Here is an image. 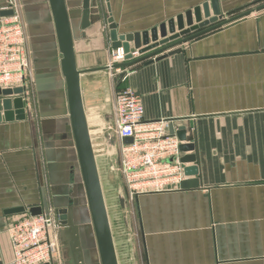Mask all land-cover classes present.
I'll use <instances>...</instances> for the list:
<instances>
[{
    "label": "crops",
    "instance_id": "1",
    "mask_svg": "<svg viewBox=\"0 0 264 264\" xmlns=\"http://www.w3.org/2000/svg\"><path fill=\"white\" fill-rule=\"evenodd\" d=\"M6 1L0 0V9ZM211 1L109 0L119 35H151L162 25L172 35L171 21L179 33L178 19L186 22L189 11L211 6ZM219 4L226 23L125 67V81V73L113 77L109 71L83 77L88 104L103 103L105 76L112 102L119 87L141 94L145 120L171 121V132L182 138L183 156L194 159L187 165L199 167L198 187L146 193L134 200L133 217L124 228L131 234L132 264H264V0ZM99 9L101 29L78 45L80 68L106 65L114 49L106 0H99ZM55 87L41 89L37 118H30L24 107V119L0 122L3 264L11 261L6 233L11 223L32 209L43 210L48 203L55 208L72 198L74 172L68 163L73 146L60 145L54 134L55 127L59 131L70 125L67 115L51 114L62 99ZM43 112L50 114L43 117ZM71 138L70 129L65 140Z\"/></svg>",
    "mask_w": 264,
    "mask_h": 264
},
{
    "label": "water",
    "instance_id": "2",
    "mask_svg": "<svg viewBox=\"0 0 264 264\" xmlns=\"http://www.w3.org/2000/svg\"><path fill=\"white\" fill-rule=\"evenodd\" d=\"M45 1L55 35L58 69L64 83L66 104L64 114L67 115L69 121L71 142L85 196L82 203H76L75 199L70 198L62 205L55 206L61 241L64 244V249H67L65 256L68 264H88V258H92L94 261V253L97 264H132L134 255L131 253L133 250L130 245L131 234L124 232V237L120 234L118 236L113 226L117 219L111 210L113 206L121 209V215L123 211L130 210L131 203L122 185L116 186L109 177L110 173H114L115 177H118L115 167L109 162V158L118 153V142L116 135L109 130V127L113 125V110L108 78L104 77L103 103L93 105L87 103L83 77L88 73L128 67L131 64L144 61L177 44L217 28L227 21H223L219 0H212L211 6L206 3L202 7H196L194 11H189L186 14V22L184 17H180L177 24L179 33H175L176 25L174 21H171L170 33L172 35H168L165 25H162L160 29H153L151 35L149 32L119 35L117 24L112 16L110 2L106 0L107 9L111 14L106 22L109 24L112 46L114 49L123 47L129 61L115 64L112 67L106 64L99 67L80 68L77 53L78 42L83 44L92 37L94 31L101 29L103 25L98 0H79L78 5L73 8L70 7L68 0ZM71 9L79 14L77 29L80 35L78 36L75 32L74 22L76 21L71 15ZM250 13L251 11L239 16ZM8 14H11V11L0 10V15ZM160 37L162 39H159ZM150 40L154 43L150 44ZM132 42L134 45H130ZM131 46L140 54L138 57L133 58ZM23 92L24 89L21 87L0 90V96H2L0 97V122L25 118ZM180 139L182 140V138ZM181 148L183 150V144ZM182 160L186 163L194 162L193 157H183ZM198 173V166H185V175L189 178L181 182L180 188L198 187L200 185V180L196 178ZM192 176L195 178L190 179ZM137 198L138 196L135 197V201ZM83 209H86L89 214V223H86L88 224L86 226L92 232L94 250L86 247L83 237L85 227L78 223V212ZM41 211V209L31 210L32 214H38Z\"/></svg>",
    "mask_w": 264,
    "mask_h": 264
},
{
    "label": "built area",
    "instance_id": "3",
    "mask_svg": "<svg viewBox=\"0 0 264 264\" xmlns=\"http://www.w3.org/2000/svg\"><path fill=\"white\" fill-rule=\"evenodd\" d=\"M0 10L11 14L0 15V90L23 88L28 101V79L32 75L31 55L27 46V31L22 14L14 0ZM133 58L140 54L131 51ZM112 54V56H111ZM108 65L126 63L123 47L113 49ZM129 75L127 68H110L113 76ZM115 74V75H116ZM2 97V96H0ZM113 125L109 127L121 141L117 171L123 176L128 199L146 193L180 189L187 177L183 142L169 120H145V106L141 94L131 87L115 89L112 102ZM55 208L47 207L38 214L25 213L6 230L10 264H56L60 255V225ZM60 259V258H59Z\"/></svg>",
    "mask_w": 264,
    "mask_h": 264
},
{
    "label": "rangeland",
    "instance_id": "4",
    "mask_svg": "<svg viewBox=\"0 0 264 264\" xmlns=\"http://www.w3.org/2000/svg\"><path fill=\"white\" fill-rule=\"evenodd\" d=\"M14 2L16 3L18 9L21 12L22 17H23V21H24L25 26H26L27 37H28L27 46H28V49H29L30 55H31V65L33 64V60L35 59L34 68H33L34 64L31 67L32 75L28 79V92H29L28 95L29 96H28V101L25 102V108L28 112L31 113L32 116L30 118H32V117L37 118V111H36L37 110V104H38L39 99H42V90L44 89V87L48 88V87H55L58 85V87H60V90H59L60 94L62 92V99L60 98L61 101L57 102L56 98H54V101L57 102V105L56 106L54 105L55 107L51 110V112H52L51 114L55 117L63 116V115H65L64 113L66 111V104H65V100H64V83H63L61 73L58 69L59 62H58V58H57L56 41H55L53 26H52V23L50 20V14H49L47 2L45 0H14ZM68 2H69L70 7L73 8L76 5H78L79 0H68ZM7 3H8V1H6V4ZM98 3H99V0H98ZM2 8H4V7H2ZM75 14H77V15H75ZM71 15H72L74 21H76V22H74V26H75L76 35L78 36V35H80V32L77 29V27H78L77 20L79 18V14L76 13L74 9H71ZM107 19L108 18H106L105 20L107 21ZM27 21H28L29 26L27 24ZM33 21H35V22H33ZM78 45H83V44L81 42H78ZM112 50L110 51V54L112 53ZM32 52L34 54V59L32 56ZM110 54H109V56H110ZM111 56H112V54H111ZM52 70H54V72H52ZM36 71H37V76H36ZM115 74L116 73L114 71L113 77H115ZM57 81H58V83H57ZM55 88H57V87H55ZM48 113L50 114V112H48ZM49 114L46 115V113L43 112V117L49 116ZM44 120H46V119L44 118ZM54 122H56V121H54ZM61 122L63 123L62 120H61ZM61 125H63V124H59V129L61 128ZM55 126H56V124H55ZM65 130H67V131H65ZM69 132H70V127L65 128L64 130L60 129L59 131H57V128L55 127V133L54 134H56V138L58 139L57 143H59L60 145L68 144V145L72 146L71 141L65 140V137H67V133L69 134ZM70 153H71L70 156H71L72 162L68 163L69 164L68 165L69 171L71 172V170L72 171L74 170V182L72 184L73 193H72L71 197L73 199H75L76 203H82L85 200V196L83 193L84 191H83V185L81 182V175H80V172L78 170L77 163H76L75 151L72 147L70 148ZM63 164H65V162ZM71 164H72V166H71ZM116 181H117L116 183H118L122 186H124V185L126 186V182H125L123 176H121V175L118 176ZM130 203H131V207H130L129 211H123L122 210L123 213L126 214V216L129 219L133 217V214H131L130 212L131 211L133 212L134 200H131ZM50 206L51 205H49V203H48L47 207H50ZM111 210H112V212L114 211L113 208ZM77 219H78V223L82 224V226L85 227V229L83 231V237H84L86 247L88 249L90 248V249L94 250L95 246H94V240H93L92 235H91L92 232L86 226V225H88L86 223H89L88 211L86 209L80 210V212H78ZM116 222H117V220L114 221L115 230H116V226H117ZM59 258H58V260H59L58 264H64V261H66L68 264L67 258L65 257V249L62 246L61 239H60V255H59ZM93 258H94V261H92V258H88V260H87L88 264H97V261H96L97 258H96L95 253H94Z\"/></svg>",
    "mask_w": 264,
    "mask_h": 264
},
{
    "label": "flooded vegetation",
    "instance_id": "5",
    "mask_svg": "<svg viewBox=\"0 0 264 264\" xmlns=\"http://www.w3.org/2000/svg\"><path fill=\"white\" fill-rule=\"evenodd\" d=\"M33 22H35V21H33ZM27 24H28V21H27ZM28 26H29V24H28ZM112 150V149H111ZM117 151H118V153L117 154H115V155H113L111 158H109V162H110V165H112V166H114L115 167V171L117 172V174H118V171H117V166H118V157H119V153H120V150L119 149H117ZM107 169H108V166H107ZM119 176V175H118ZM112 177L115 179V182H117L116 181V179L118 178V177H115V174L113 173L112 174ZM113 214L117 217V222H116V230H115V232H117L118 233V236H119V234L120 235H122L123 237H124V232H125V226L127 227V225H128V223H129V221H128V217L126 216V214H121L120 215V208L119 207H116V206H113ZM114 226V229H115V224L113 225ZM60 239H61V236H60ZM62 242V241H61ZM131 245V247H132V244H130ZM62 246H63V248H64V245H63V243H62ZM67 253V249H65V254ZM132 253V252H131Z\"/></svg>",
    "mask_w": 264,
    "mask_h": 264
}]
</instances>
